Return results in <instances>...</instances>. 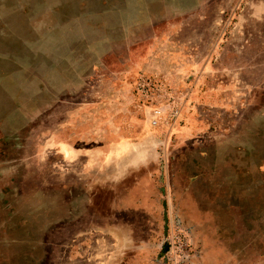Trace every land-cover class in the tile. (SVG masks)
<instances>
[{
    "label": "rangeland",
    "instance_id": "1",
    "mask_svg": "<svg viewBox=\"0 0 264 264\" xmlns=\"http://www.w3.org/2000/svg\"><path fill=\"white\" fill-rule=\"evenodd\" d=\"M132 150L163 264L172 224L183 264H264V0H0V264H107L82 210L126 223Z\"/></svg>",
    "mask_w": 264,
    "mask_h": 264
},
{
    "label": "crops",
    "instance_id": "2",
    "mask_svg": "<svg viewBox=\"0 0 264 264\" xmlns=\"http://www.w3.org/2000/svg\"><path fill=\"white\" fill-rule=\"evenodd\" d=\"M122 158V164L126 166L124 167L126 191L122 194H125L126 198L117 206L114 216L126 217V223L114 225L100 221L92 210L91 212L82 210L81 218L86 221L91 218V236L98 235H96L99 238L97 244L101 247L98 251L99 257L107 261V264L114 257V251L111 252L112 249L109 247H114L116 244V236L118 240L121 238L119 243L123 245L126 243V264H163L159 259L162 240V204L157 193L156 174L142 176L141 172L134 171L135 167L143 164L145 160L133 150ZM125 236L126 241L122 240ZM92 244L95 245L96 242L92 241ZM99 257L95 256L94 251L90 259Z\"/></svg>",
    "mask_w": 264,
    "mask_h": 264
},
{
    "label": "built area",
    "instance_id": "3",
    "mask_svg": "<svg viewBox=\"0 0 264 264\" xmlns=\"http://www.w3.org/2000/svg\"><path fill=\"white\" fill-rule=\"evenodd\" d=\"M150 83H153L152 80L148 82V80L142 79L138 84V88L144 92L150 86ZM179 114L180 110L174 109L172 112V117L177 120L179 118ZM162 116L163 109L161 107H155L152 112V125H158ZM168 241V262L170 264H183L186 258L189 257L190 240L188 232L172 224Z\"/></svg>",
    "mask_w": 264,
    "mask_h": 264
},
{
    "label": "bare ground",
    "instance_id": "4",
    "mask_svg": "<svg viewBox=\"0 0 264 264\" xmlns=\"http://www.w3.org/2000/svg\"><path fill=\"white\" fill-rule=\"evenodd\" d=\"M64 151L67 153V155H68V153H69V151H68V149L66 148V147H64Z\"/></svg>",
    "mask_w": 264,
    "mask_h": 264
}]
</instances>
